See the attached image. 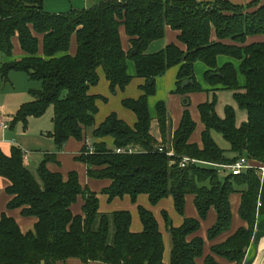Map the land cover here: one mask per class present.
I'll list each match as a JSON object with an SVG mask.
<instances>
[{"label":"trees","instance_id":"16d2710c","mask_svg":"<svg viewBox=\"0 0 264 264\" xmlns=\"http://www.w3.org/2000/svg\"><path fill=\"white\" fill-rule=\"evenodd\" d=\"M168 27L180 33L179 41L186 50L171 44L149 54L150 45L162 40ZM122 28L129 38V52L123 48ZM73 36L77 39L74 56L69 54ZM253 36H264V5L259 0L245 7L223 0H107L67 14L46 12L44 0H0V53L12 57L18 38L25 54L20 61L3 64L0 75L8 81L11 72H24L41 85L30 90L32 101L21 106L10 127L21 123L27 129L30 118H42L51 108L50 135L58 150L71 138L80 142L88 139V131L94 128L95 152L89 153L84 145L76 160L86 165L90 179L112 182L102 191L109 202L125 196L135 202L138 196L147 195L150 203L157 205L172 197L176 211L184 216L186 197L193 195L201 220L212 208L217 212V222L208 234L211 240L230 229V196L240 192V216L248 227L215 246L213 253L232 264H243L254 236L262 178L255 169L221 177L219 169L241 158L264 165V43L246 45ZM222 56L240 62L245 87H240L232 62L219 67ZM129 61L134 62L137 76L146 80L139 99L123 101L137 122L131 127L112 114L96 127L100 98L91 95L90 89L100 81L98 70H104L115 94L132 82ZM198 62L207 68L206 83L234 92L248 119L238 126L233 107H226L225 117L220 118L215 101L206 102L198 107L205 126L202 147L190 142L196 123L189 110L169 141L171 120L166 104L160 101L156 111L163 147L175 152V157H168L158 151L159 144L151 134L148 101L156 94V79L175 67L179 68L178 94L203 92L195 75ZM150 79L155 81L152 86ZM185 80L193 84L182 89ZM212 132L230 144L233 158L226 157ZM108 137L114 140V149L98 142ZM128 147L141 152H115L116 148ZM56 156L45 155L37 178L25 165L22 148L14 146L10 156L0 150V175L9 181L7 193L12 197L8 209H21L24 216L38 220L34 230L24 234L13 218L3 214L0 264H65L72 258L84 264H165L163 236L150 210L139 207L143 231L133 233L132 214L101 213L99 195L81 185L78 173L71 172L64 179L62 174L50 172L47 164L56 162ZM186 157L198 163L181 168L180 162ZM80 197L84 200L82 214L74 215L72 206ZM164 218L172 237L170 264H198L204 254V240L188 239L200 230V220L186 219L175 228L167 213ZM205 264L220 263L209 256Z\"/></svg>","mask_w":264,"mask_h":264},{"label":"crops","instance_id":"0c3cea01","mask_svg":"<svg viewBox=\"0 0 264 264\" xmlns=\"http://www.w3.org/2000/svg\"><path fill=\"white\" fill-rule=\"evenodd\" d=\"M100 1H107V0H86L85 2V7L83 9L89 8L88 5L91 3L92 6L98 4ZM199 3H214L217 0H196ZM227 1L235 6H240V7H245L247 5L252 4L255 0H223ZM260 5H264V0H259ZM45 4V1H44ZM45 7V6H44ZM74 8V7H73ZM71 8V9H73ZM82 9V8H81ZM80 9V10H81ZM82 9V10H83ZM48 12V11H46ZM50 14H55V12H48ZM179 35L180 33L171 29L168 27L166 29V34L165 37L162 40L156 41L152 43L148 49L149 54H154L157 53L167 46L171 44L177 45L179 48L182 50H186V47L183 43L179 41ZM121 37H122V42H123V48L126 52L130 51V42L129 38L126 34L125 28L121 29ZM256 43H264V36H253L249 37L247 39L246 45H251V44H256ZM77 53V39L76 36H73L71 46H70V51L69 54L74 56ZM25 57V54L23 53L18 38L14 40V54L12 57H7L4 56L3 54L0 53V68L3 64H9L13 63L15 61H20ZM219 67H223L225 64L228 62H232L236 70L238 72V82L240 87H245L246 86V78L242 75L240 72V62L231 60L228 57H220L219 60ZM207 68L206 66L198 62L195 64V75L196 79H198L199 84L203 88V92H196V93H189L186 95H181L177 93V77L179 73V68L175 67L170 69L164 76L158 77L156 79V94L154 96H151L148 101V106H149V112L152 118V126H151V134L159 144L158 146H163L164 139L161 135V132L159 130V124L157 121V111H156V105L158 102L162 101L166 104L168 114L170 116L171 120V137L169 136L168 139L169 141L172 138V134L177 131L180 127L181 121L183 114L185 111L183 110L181 117L179 118L180 122L179 125H174L173 123V118L171 115L170 107H171V95L167 97L169 101L164 99V97H159L158 93L159 90L162 89L161 84L164 83V80L167 79V85H168V90L171 92V94L175 93L177 95H181L184 98H187L188 100H185V103L190 102V96L194 94H200V93H205L208 94L210 92H215L216 90L222 89L221 87H216L212 88L206 83L205 79V74H206ZM21 73L25 74L26 77H23V75H20ZM128 73L132 77V82L130 85L124 90H118L117 93L112 94L111 89H110V83L106 78V75L104 73V70L100 68L98 70V74L100 77V81L98 85L92 87L90 89V94L96 97H99L100 100H98V109L99 111L101 110L100 106L103 103H108L110 100H116L117 96L121 94V106L123 111H126L128 113H122L118 110H110L108 113L103 116L99 120V115H96V127H99L110 115L112 114H117L120 120L126 122L129 126L134 127L137 118L136 115L125 109L123 106V101L128 100V99H139L142 96V90L141 88L146 84V80L139 78L137 76V70L134 62H128ZM201 78H203V81H201ZM13 81L18 85V83L21 84V86L16 87L14 85ZM135 84L137 86V89L135 90V87H131V85ZM41 85L39 83H34L29 79L28 75L24 72H11L9 75L8 81H5L2 79L0 75V122L3 120L9 119L11 121L13 117L16 115V113L19 111L22 105L32 101V98L30 96V90L31 89H39ZM129 87H131L129 89ZM225 90V89H224ZM158 91V93H157ZM232 92V91H231ZM234 95V92H232ZM116 98V99H115ZM154 98V99H151ZM106 99V100H105ZM206 102H209V98H202L197 106V110L199 112L198 107L201 104H204ZM236 102V101H235ZM230 105H232L234 108H239L237 102L236 105H233L232 102H228ZM227 105L226 107L230 106ZM231 106V107H232ZM225 107V108H226ZM185 109V108H184ZM155 110V113L154 111ZM216 110V107H215ZM98 111V113H99ZM244 111V110H243ZM53 112V110H52ZM131 112V113H130ZM246 119L243 123H245L248 119V114L246 111ZM217 113V112H216ZM133 114V115H132ZM218 115V113H217ZM220 115V114H219ZM218 115V116H219ZM200 121H201V116L199 113ZM220 118H224L225 115L219 116ZM33 118H30L31 120ZM36 119V118H35ZM40 119V118H38ZM194 120V119H193ZM155 122V123H154ZM195 122V120H194ZM237 122V121H236ZM196 123V122H195ZM243 123L239 124L237 122L238 126H241ZM21 124V123H19ZM16 125L14 128L9 127L7 130H2L0 128V150L6 155L10 156L12 148L14 146H18L23 149V151H26L28 153V156L24 158L25 165L33 172V168L39 167V165L43 162H39L35 160V157L31 156V153L24 148L21 144V140L24 139L27 136L26 130L24 132L21 131L20 126ZM53 124V123H52ZM201 124L203 126V130L201 132V137L200 139H194L193 135L190 139L191 143L197 144L200 147H202V133L205 130V126L201 121ZM11 125V124H10ZM17 128V130L15 129ZM196 129H197V123H196ZM196 131V130H195ZM195 133V132H194ZM212 132V137H213ZM51 133L48 132L45 134V136L53 138L50 135ZM221 135V134H220ZM222 136V135H221ZM223 137V136H222ZM214 138V137H213ZM224 139V138H223ZM89 140L85 139L84 141L80 142L74 138H71L61 150H58L54 140L52 142L47 141L46 146L44 143H42L43 147L37 151V154H40L42 159H44L46 154H56L57 156V161H52L47 164V168L50 172L52 173H59L62 174L64 179L68 178V175L71 172H76L79 175V180L81 185L86 188H90L91 191L97 193L99 195V200H100V212L101 213H114L118 211H128L132 214V225H131V231L133 233H141L143 231V224L141 222V218L139 215V207H144L148 210H150L154 216L156 217L158 221V225L160 228V232L162 233L163 240H164V245H165V251H164V258L163 261L165 264H170L171 262V254H172V237L168 229V225L166 223V220L164 218V213H167L173 227L179 228L181 227L186 219H196L200 220V230L195 233L194 235H191L189 237V241H192L195 238H201L204 240V254L203 257L197 260L198 264H205V260L209 256H213L215 260L220 263V264H232L228 262L227 260L215 256L213 253V248L217 245H220L224 242H226L230 237L235 235L238 230L242 228H247L248 224L241 218L240 216V207L242 203V194L240 192L233 193L230 196V204L232 208V224L231 227L228 231L222 233L215 239L211 240L209 239V231L214 227V225L217 222L218 215L217 212L214 208H212L206 219L201 220L198 210L195 205V196L193 195H188L186 197V208H185V215L182 216L178 214V212L175 209L174 205V200L172 197L164 198L161 200L157 205H152L150 203V199L147 195H140L137 198V204H132V198L130 196H125L124 198H116L112 202L108 201V197L106 195L102 194V191L106 188H109L112 184L110 180H94L90 179L87 175V167L85 164L79 162L76 160L77 157H79L82 154V149L85 145V141ZM216 143L218 144V141L216 138H214ZM225 140V139H224ZM226 141V140H225ZM95 142V141H94ZM93 142V143H94ZM98 142H106L108 147L110 149H114V140L111 137L98 140ZM226 146L222 147L218 144V146L223 149L226 153L231 154L233 157L235 156L232 154L230 151L231 147L230 144L226 141ZM44 149V150H43ZM139 149V148H137ZM140 150V149H139ZM34 155V154H32ZM39 156V155H38ZM37 157V156H36ZM255 162V161H253ZM36 169V172H37ZM223 169V168H220ZM225 170V169H224ZM262 180V187H261V193L259 197V203L258 205V211H257V221H256V226H255V231H254V236L252 239V242L249 246V248L246 251V256L244 259L243 264H264V177L261 179ZM10 186L9 181L2 177L0 175V220L3 216V214L8 215L9 217L13 218L17 224L19 225L22 233L26 234L28 232H31L34 230L36 223L38 222L37 218L35 217H26L22 214L21 209H13L10 210L8 209V204L11 200V196L7 193V188ZM84 206V200L80 197L78 199V202L75 203L72 206V212L74 215H81L82 210ZM65 264H84L82 261L79 259H69ZM88 264H105V263H100V262H91Z\"/></svg>","mask_w":264,"mask_h":264},{"label":"rangeland","instance_id":"374dc122","mask_svg":"<svg viewBox=\"0 0 264 264\" xmlns=\"http://www.w3.org/2000/svg\"><path fill=\"white\" fill-rule=\"evenodd\" d=\"M44 1H45L44 10L48 11V12H55V14H67V13L74 11V10H80L81 8L83 9L85 7V2H86V0H44ZM90 6H92L91 3L88 5V7H90ZM71 8H73V9H71ZM20 75H23V77H26V75L23 73H21ZM197 81H198V79H197ZM201 81H203V78H201ZM13 83H14V85H16V83L14 81H13ZM34 83H37V82H33V85H34ZM18 85H19V87L21 86L20 83H18ZM18 85H16V87H18ZM161 86H162V89L159 90V93L157 91L159 97H164V99L169 101V99L167 97H169V95H171L170 111H172L171 115H172L173 123L175 126L179 125V122H180L179 118L181 117L183 110L184 111L185 110L190 111L192 118L197 123V129L193 135L194 139H200L201 132L203 130V126L201 124L200 117H199V112L197 110V106H198V104L202 98L208 97L209 102L215 101L216 112L218 113V115L220 114L219 116L225 115V107L227 105H230L228 102H232L233 105H236L234 95L229 90H224V89L216 90L215 92H210L208 94V96L205 93L204 94L203 93L194 94V95L190 96L189 104H186L185 100H188L187 98H184L181 95H177L175 93L171 94V92H169L168 85H167V79L164 80V83H162ZM131 87H135V90L137 89V86L135 84L131 85ZM131 87H129V89ZM156 96H157V94H156ZM121 98H122V96L120 94L119 96H117V99L115 98L116 100H110L108 103H103L100 106L101 110L97 114V116L99 115V120L101 118H103V116H105L108 113V111H110V110H118L122 113H128L126 111H123V109H122L121 101H120ZM151 99H154V98H151ZM230 106H232V105H230ZM234 110L236 112V121L239 124L243 123L246 119V113L241 108L236 107V108H234ZM153 111L155 113V110H153ZM52 117H53V112H52V109L49 108L47 113L42 118H40V119L33 118V119L29 120L27 129H25L23 124H19L21 131L24 132L26 130V133H27V136L20 141L22 146H24V148H26L31 153V156L35 157V160L39 161V162L43 161L40 154H37V151H39V149L43 148L40 146H43L42 143H44V145L46 146L47 141H50V142L53 141V140H51V138L45 136V134H47L48 132H50V133L53 132ZM15 129L17 130V128H15ZM93 130H94V128H92L88 131L89 140L92 143L95 141L94 138L92 137ZM213 137L217 139L218 144L220 146H222V147L226 146V144H225L226 141L223 139V137L219 133L214 132ZM32 154H34V155H32ZM225 155L227 158H233V156L231 154H228V152L225 153ZM36 169H37L36 167L33 168V173L38 178V174L36 172ZM101 169H105V167H102ZM219 172H220L221 177H225L229 174V172L227 170H224V169H219ZM131 201H132V204H134V205L137 204V200L135 202L133 200H131Z\"/></svg>","mask_w":264,"mask_h":264},{"label":"built area","instance_id":"2783aa9c","mask_svg":"<svg viewBox=\"0 0 264 264\" xmlns=\"http://www.w3.org/2000/svg\"><path fill=\"white\" fill-rule=\"evenodd\" d=\"M9 127H10L9 119L3 120L0 122V128L2 130H7V129H9ZM85 146L88 148L89 153L92 154L95 152L94 144L90 140L85 141ZM157 149L160 153L166 154L168 157H175V152L172 149L171 150H165L163 146H158ZM115 152L117 154H126V153L134 154V153H138L141 151L137 148H134V147H128V148H116ZM27 156H28V153L25 152V158ZM197 163H198V161L186 157V158H183L181 160L180 167L185 168V167L189 166L190 164H197ZM221 168L227 170L229 172V174H232L235 176L240 175L249 169H255L261 178L264 177V165H258L257 162L249 161L246 158H241L236 163H234L232 165L222 166ZM258 205H260V203H258Z\"/></svg>","mask_w":264,"mask_h":264},{"label":"water","instance_id":"95a60500","mask_svg":"<svg viewBox=\"0 0 264 264\" xmlns=\"http://www.w3.org/2000/svg\"><path fill=\"white\" fill-rule=\"evenodd\" d=\"M133 55H136V51H133ZM154 79H150L149 81V86H152L154 84ZM193 84V81H188V80H185L182 84V89H185L187 88L189 85H192Z\"/></svg>","mask_w":264,"mask_h":264}]
</instances>
